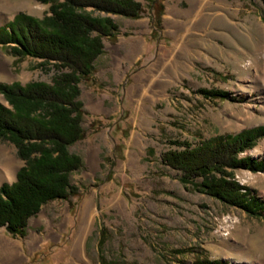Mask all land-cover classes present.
<instances>
[{"label":"rangeland","instance_id":"1","mask_svg":"<svg viewBox=\"0 0 264 264\" xmlns=\"http://www.w3.org/2000/svg\"><path fill=\"white\" fill-rule=\"evenodd\" d=\"M135 1L143 10L134 20L94 13L112 18L118 31L114 40L103 39L92 74L79 84L84 135L69 147L82 161L70 175L76 194L43 205L22 238L0 227L3 264H264V216L185 187L161 162L165 151L177 149L172 141L194 146L264 127V0H163L157 30L146 0ZM191 4L201 9L194 17L187 15ZM18 13L40 19L48 5L0 0V26ZM131 45L139 48L133 55ZM55 74L0 47V83H51ZM201 89L227 97L205 98ZM0 104L6 106L1 94ZM0 147L7 152L1 170L11 174L1 185L15 180L22 162L13 145ZM241 156L264 161V138ZM235 178L264 202V171L237 170ZM91 196L98 213L82 258L71 244Z\"/></svg>","mask_w":264,"mask_h":264},{"label":"trees","instance_id":"2","mask_svg":"<svg viewBox=\"0 0 264 264\" xmlns=\"http://www.w3.org/2000/svg\"><path fill=\"white\" fill-rule=\"evenodd\" d=\"M48 13L35 18L23 13L0 26V47L18 60L32 58L52 67L51 83L31 81L0 83V141L15 148L22 165L12 183L0 185V227L12 238H22L28 220L52 201L76 194L70 175L81 158L69 147L84 135L83 105L79 84L88 80L94 62L103 53V39L114 40L118 26L109 16L137 19L143 8L135 0H37ZM163 0H146L152 27L157 30ZM91 10H88V9ZM205 98H225L220 90L198 91ZM264 138L258 126L233 134H219L191 146L178 140L161 155V162L175 171L179 182L226 207L263 218L264 202L235 178L237 170L264 171V161L242 153ZM101 264H115L101 260ZM192 264H222L195 260Z\"/></svg>","mask_w":264,"mask_h":264},{"label":"bare ground","instance_id":"3","mask_svg":"<svg viewBox=\"0 0 264 264\" xmlns=\"http://www.w3.org/2000/svg\"><path fill=\"white\" fill-rule=\"evenodd\" d=\"M190 3H193V2H190ZM200 10H201L200 8L191 4V6L189 8V12L187 13V15L190 17L189 14H191V17L192 16L194 17L199 13ZM187 29H188L187 27H184V31H187ZM138 50H139V48L137 45H131L130 46V52L132 53V55L137 53ZM149 86H152V82L149 83ZM145 93H146V90L144 88H140V87L138 88V91H137L138 97L139 96L143 97L145 95ZM6 153L7 152L2 147H0V181L3 180V178L10 177V175H11L9 169H4V171L1 170V168H3V166H4L3 163H5L4 158L6 157ZM5 167L6 168L8 167L7 163H6ZM113 202H116L118 205L121 206V200L118 197H114ZM97 213L98 212H97V209L95 207L94 197L91 196L81 206L80 214H79V222H78V231L75 235V239L73 240V242L71 244V249L73 251L72 253H75L77 256H81L82 258H85V252H84L85 236H86V233L91 229L92 224L95 221V217H96ZM13 253H15V252H13ZM13 253L11 252V255ZM13 257H14V255H13ZM259 261L264 262L261 259Z\"/></svg>","mask_w":264,"mask_h":264},{"label":"crops","instance_id":"4","mask_svg":"<svg viewBox=\"0 0 264 264\" xmlns=\"http://www.w3.org/2000/svg\"><path fill=\"white\" fill-rule=\"evenodd\" d=\"M0 264H3V239L0 238Z\"/></svg>","mask_w":264,"mask_h":264}]
</instances>
